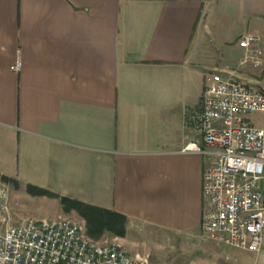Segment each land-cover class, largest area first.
<instances>
[{
	"label": "crops",
	"instance_id": "1",
	"mask_svg": "<svg viewBox=\"0 0 264 264\" xmlns=\"http://www.w3.org/2000/svg\"><path fill=\"white\" fill-rule=\"evenodd\" d=\"M250 33L264 50V0H0V175L126 215L133 257L194 261L210 159L182 152L189 115L210 72L264 91ZM216 246L209 264H249Z\"/></svg>",
	"mask_w": 264,
	"mask_h": 264
},
{
	"label": "built area",
	"instance_id": "2",
	"mask_svg": "<svg viewBox=\"0 0 264 264\" xmlns=\"http://www.w3.org/2000/svg\"><path fill=\"white\" fill-rule=\"evenodd\" d=\"M261 37L239 43L242 64L259 67ZM18 62L15 70H20ZM189 121L200 135L182 152L209 157L203 176V233L213 242L252 253L264 246V91L236 75L210 72L202 105ZM0 264H149L121 244L90 238L67 218L25 219L0 230ZM196 264V263H193Z\"/></svg>",
	"mask_w": 264,
	"mask_h": 264
},
{
	"label": "rangeland",
	"instance_id": "3",
	"mask_svg": "<svg viewBox=\"0 0 264 264\" xmlns=\"http://www.w3.org/2000/svg\"><path fill=\"white\" fill-rule=\"evenodd\" d=\"M2 176L3 175H0V230H5L9 226L16 225L25 219L55 220L59 218H67L80 223L86 230L85 220L76 211H64L60 199L50 198L48 196H33L28 192L27 187L22 188L20 184L17 185L13 181H7L3 179ZM117 240L116 236L105 234L97 241L101 243L120 244ZM216 245L217 243L202 236L199 241L194 240L191 246L186 247L187 250L193 253L192 255L189 254V256H191L194 261L185 263L184 261L174 262L172 260H165L163 261V264H201L200 261H197L199 260L198 258H204V263L202 264H209L215 257L209 254L207 249L212 246L217 247ZM149 248L157 250L153 245H150ZM182 251H184V249H182ZM163 252V257H168L169 254L165 251ZM250 255L251 258L248 260L249 264H264V246L263 251L258 258L255 257L256 255H253V253H250ZM189 256L187 254L185 257Z\"/></svg>",
	"mask_w": 264,
	"mask_h": 264
},
{
	"label": "trees",
	"instance_id": "4",
	"mask_svg": "<svg viewBox=\"0 0 264 264\" xmlns=\"http://www.w3.org/2000/svg\"><path fill=\"white\" fill-rule=\"evenodd\" d=\"M2 177L19 185L18 181L8 176L3 175ZM27 190L33 196H48L60 199L64 211H76L85 220L86 233L94 240L100 239L105 234L116 237H123L126 234L128 217L120 212L61 196L48 189L31 184L27 186Z\"/></svg>",
	"mask_w": 264,
	"mask_h": 264
}]
</instances>
